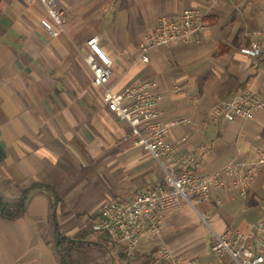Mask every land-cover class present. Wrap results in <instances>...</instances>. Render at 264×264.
<instances>
[{"label": "crops", "instance_id": "crops-1", "mask_svg": "<svg viewBox=\"0 0 264 264\" xmlns=\"http://www.w3.org/2000/svg\"><path fill=\"white\" fill-rule=\"evenodd\" d=\"M57 3L62 30L52 35L40 24L50 20L40 0H0V203L12 212L24 207L9 216L0 207V264H63L56 255L60 235L75 242L65 264H168L157 260L161 244L194 264H233L212 253L214 233L245 231L264 213V167L244 195L223 175L200 205L207 224L185 204L164 216L160 239L144 234L131 253L92 230L101 198L162 184L163 171L107 109L83 55L95 38L113 61L107 82L113 91L149 80L162 92V120L173 123L167 139L179 143L175 156L197 153L191 172L254 161L264 151V106L250 120L197 123L211 104L238 91L264 99V59L240 51L249 33L264 29V0ZM187 7L205 13L204 28L188 44L149 50L143 62L138 43L145 31L158 16L174 18Z\"/></svg>", "mask_w": 264, "mask_h": 264}, {"label": "built area", "instance_id": "built-area-1", "mask_svg": "<svg viewBox=\"0 0 264 264\" xmlns=\"http://www.w3.org/2000/svg\"><path fill=\"white\" fill-rule=\"evenodd\" d=\"M50 20L40 19V24L52 35L62 30V10L57 0H40ZM215 1V0H212ZM205 13L194 7L184 8L176 17L158 16L154 24L142 35L138 43V57L148 61L153 48L171 44H188L194 35L204 28ZM56 27V28H55ZM249 42L240 51L257 60L264 59V29L249 33ZM256 37V38H255ZM88 52L83 60L91 72L92 87L101 89L102 101L109 111L129 129L128 136L134 146L149 153L163 171V183L137 190L128 197L109 198L98 208V220L91 226L126 253L135 250L140 238L147 234L151 240L161 237V226L166 214L177 211L187 204L207 224L208 213L196 208L211 197V189L223 184L222 176H228L244 195L256 171L264 167V151L254 161L231 159L220 169L205 175L189 170L195 162V151L176 155L178 142L169 141L170 126L164 123L159 101L162 92L154 89L149 80L136 81L120 91H113L107 82L111 75L112 59L95 38L87 40ZM173 91L181 93L179 85ZM264 106V99L251 90L236 92L231 98L211 104L199 125L208 121L227 118L246 121ZM191 123L190 119H186ZM196 125V123H192ZM212 253L218 258L228 257L233 264L264 263V213L251 223L247 230L230 229L214 233ZM157 260L168 264H194V259L183 252H175L166 245L157 248Z\"/></svg>", "mask_w": 264, "mask_h": 264}, {"label": "trees", "instance_id": "trees-1", "mask_svg": "<svg viewBox=\"0 0 264 264\" xmlns=\"http://www.w3.org/2000/svg\"><path fill=\"white\" fill-rule=\"evenodd\" d=\"M3 155L4 154L0 150V159H2ZM43 186H45L47 188V190H50L46 185H43ZM0 205H1L0 207L3 208L2 209V213L5 216H9L8 214H5V213H22V210L24 208L23 204H20L19 208L15 212H12L11 210L6 209L5 207H3L2 203H0ZM74 244H75L74 240L67 239L65 237H62L61 235L59 236V238L57 240V243H56V255H57V258H58L59 262H62L63 264L66 263L67 250L71 249ZM65 246H69V247H67V249H65Z\"/></svg>", "mask_w": 264, "mask_h": 264}, {"label": "rangeland", "instance_id": "rangeland-1", "mask_svg": "<svg viewBox=\"0 0 264 264\" xmlns=\"http://www.w3.org/2000/svg\"><path fill=\"white\" fill-rule=\"evenodd\" d=\"M76 1H79V0H76ZM62 17H63V14H62V16H61V19H62ZM155 160V159H154ZM156 161V160H155ZM105 200H107L105 197H103V198H101L99 201H98V204H97V206H98V208H99V206H100V204L103 202V201H105ZM201 204H196V208L198 209V210H200V211H203L204 209L203 208H201V206H200ZM194 210V209H193ZM195 211V210H194ZM195 213H196V211H195Z\"/></svg>", "mask_w": 264, "mask_h": 264}]
</instances>
